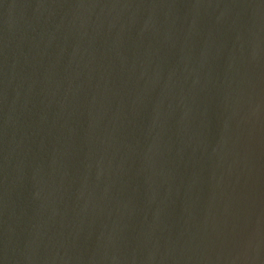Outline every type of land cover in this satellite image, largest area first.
I'll list each match as a JSON object with an SVG mask.
<instances>
[{
    "label": "water",
    "instance_id": "water-1",
    "mask_svg": "<svg viewBox=\"0 0 264 264\" xmlns=\"http://www.w3.org/2000/svg\"><path fill=\"white\" fill-rule=\"evenodd\" d=\"M0 264H264V0H0Z\"/></svg>",
    "mask_w": 264,
    "mask_h": 264
}]
</instances>
